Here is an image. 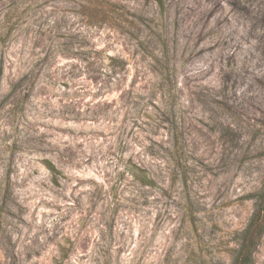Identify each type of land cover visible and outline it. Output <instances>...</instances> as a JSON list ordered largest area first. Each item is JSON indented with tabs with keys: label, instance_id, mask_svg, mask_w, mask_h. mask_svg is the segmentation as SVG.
<instances>
[{
	"label": "rangeland",
	"instance_id": "1",
	"mask_svg": "<svg viewBox=\"0 0 264 264\" xmlns=\"http://www.w3.org/2000/svg\"><path fill=\"white\" fill-rule=\"evenodd\" d=\"M263 187L264 0H0V264H232Z\"/></svg>",
	"mask_w": 264,
	"mask_h": 264
},
{
	"label": "trees",
	"instance_id": "2",
	"mask_svg": "<svg viewBox=\"0 0 264 264\" xmlns=\"http://www.w3.org/2000/svg\"><path fill=\"white\" fill-rule=\"evenodd\" d=\"M174 147L176 152L182 149L178 140L174 142ZM254 197L256 209L247 226L238 233V248L232 264H251L254 253L264 236V187L254 194Z\"/></svg>",
	"mask_w": 264,
	"mask_h": 264
}]
</instances>
